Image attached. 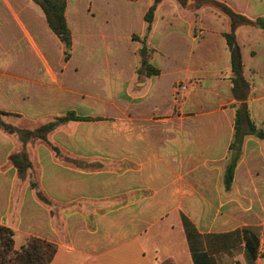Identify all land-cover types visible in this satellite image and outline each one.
<instances>
[{
    "label": "crops",
    "instance_id": "crops-1",
    "mask_svg": "<svg viewBox=\"0 0 264 264\" xmlns=\"http://www.w3.org/2000/svg\"><path fill=\"white\" fill-rule=\"evenodd\" d=\"M30 1L0 0V111L30 129L69 112L91 120L26 145L0 129V226L16 248L30 237L53 243L51 264H264V138L245 137L225 187L237 104L223 76L227 22L198 39L162 3L151 39L160 75L138 82L131 36L143 33L152 0H92L91 14L67 2L68 59ZM228 7L264 18V0ZM237 40L251 119L264 131V32L242 26ZM22 151L32 166L24 178L11 160Z\"/></svg>",
    "mask_w": 264,
    "mask_h": 264
},
{
    "label": "trees",
    "instance_id": "trees-1",
    "mask_svg": "<svg viewBox=\"0 0 264 264\" xmlns=\"http://www.w3.org/2000/svg\"><path fill=\"white\" fill-rule=\"evenodd\" d=\"M164 0H154L153 5L145 16V21L148 23V31L151 30L154 20L155 12ZM181 3L184 0H178ZM34 3L39 5L46 15L48 25L52 32L58 37L65 47V58L68 59L72 48V33L66 20V0H33ZM214 7L222 11L230 19V30L225 33V39L230 51L231 58V81L232 93L238 104H236V119H235V134L231 144L232 161L230 162L225 175V187L227 190L231 188L234 176V169L240 157L242 145L247 135H257L259 138H264V131L258 129L251 119V114L248 106L249 92L251 85L244 76V62L242 57L241 48L237 42V30L242 26H252L264 31V18L251 20L243 15L237 14L232 11L228 6L212 2ZM141 56L148 53L146 46L141 48ZM144 73L146 77H154L160 75L159 69L150 64L147 59L142 57L141 67L138 70V75ZM6 112L0 111V129L4 132L16 137L23 145L37 140L48 141V135L56 130L60 125L68 121H88L90 118L79 117L74 112H69L64 116L55 117L52 121L47 122L36 129H22L14 126L7 121L5 117L9 116ZM52 149L59 157L70 164L88 167L85 163H79L76 160L63 157L58 148ZM14 165L20 170L22 178L25 173L30 169L31 163L29 162L27 154L22 151L11 156ZM35 187V184H32ZM39 198L51 204L43 195L38 191ZM15 232L7 227L0 226V264H51L57 252V246L46 240L30 237L27 243L21 248L17 249L15 246ZM165 264H172L166 262Z\"/></svg>",
    "mask_w": 264,
    "mask_h": 264
},
{
    "label": "rangeland",
    "instance_id": "rangeland-1",
    "mask_svg": "<svg viewBox=\"0 0 264 264\" xmlns=\"http://www.w3.org/2000/svg\"><path fill=\"white\" fill-rule=\"evenodd\" d=\"M8 1L10 3H12V4H17V5L18 4H22V3H26V0H8ZM66 1L69 2V10L74 8V5H75V6H79L80 8L82 6V9L84 10V12L88 11L90 13L93 10V8H94L92 0H77V2H76V0H66ZM124 1L135 2L137 0H124ZM164 2H168L169 6L177 8L178 12H176V17L181 19V20H183V21H185L190 26L191 34L194 37L198 38V39L204 37L206 34H208L210 32H214L215 31L214 28H207V25H209V24L213 25V24H216V23H222V20L227 22L225 33H227L230 30V19H229V17L227 15H225L222 11H220L216 7H214V5L212 4V2H215V3H219V4L221 3V4H224V5L228 6L229 0H184L182 3L180 1H178V0H164V1H162V3H164ZM30 3L31 4H36V3L33 2V0H31ZM153 3H154V0H152V3L150 5V7L145 12V15H144L145 29H144L143 33L142 34L134 33L131 36L132 40L136 41L140 45V48L138 50V59H139L138 68L136 70V73H137V76H138L137 77L138 78L137 79L138 82H145L147 78H151V77H146L144 75V73H142L141 75H138V70L141 67L142 57L147 59V61L150 64L153 65L152 60H153V57L155 56V54L157 53V50L152 46L151 39H152V34H153V30H154L155 24H156V21H157V18H158V10H159V8H160L162 3H160V5L158 6V8H157V10L155 12L154 20H153L152 27H151L150 31H148V23L145 21V16H146L147 12L149 11V9L151 8V6L153 5ZM217 18H219V19H217ZM215 19H216V21H214ZM202 23H206L205 29H203L201 27ZM256 29H258V28H256ZM258 30H260V29H258ZM260 31H262V30H260ZM262 32H264V31H262ZM225 33H223L222 35L224 36ZM224 38H225V36H224ZM237 42H238V40H237ZM226 44H227V42H226ZM143 46H146L147 49H148V53L145 56H141V52H140L141 48ZM227 47H228V45H227ZM228 50H229V48H228ZM71 51H72V48H71ZM71 51H70V56H71ZM229 53H230V51H229ZM223 76H224V78H226L227 80H229L231 82V90H232L231 68ZM249 83L251 85L250 92H249V98H250V95H251V93L253 91L252 90L253 88H252L251 82H249ZM182 84L183 83H181V85L178 86L180 89L183 87ZM232 95H233V93H232ZM237 104H238V102H237ZM5 121H6V118H5ZM10 124H12V123H10ZM12 125L17 126L19 128H22V129H30V128H24V127L15 125V124H12ZM33 129H36V128H33ZM33 129H30V130H33ZM30 143H33V142H30Z\"/></svg>",
    "mask_w": 264,
    "mask_h": 264
},
{
    "label": "built area",
    "instance_id": "built-area-1",
    "mask_svg": "<svg viewBox=\"0 0 264 264\" xmlns=\"http://www.w3.org/2000/svg\"><path fill=\"white\" fill-rule=\"evenodd\" d=\"M182 89H183V90H185V89H186V87H184V86H183V87H182Z\"/></svg>",
    "mask_w": 264,
    "mask_h": 264
}]
</instances>
